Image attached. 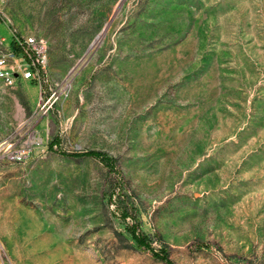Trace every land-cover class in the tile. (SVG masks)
<instances>
[{
	"label": "rangeland",
	"instance_id": "1",
	"mask_svg": "<svg viewBox=\"0 0 264 264\" xmlns=\"http://www.w3.org/2000/svg\"><path fill=\"white\" fill-rule=\"evenodd\" d=\"M0 264H264V0H0Z\"/></svg>",
	"mask_w": 264,
	"mask_h": 264
},
{
	"label": "built area",
	"instance_id": "2",
	"mask_svg": "<svg viewBox=\"0 0 264 264\" xmlns=\"http://www.w3.org/2000/svg\"><path fill=\"white\" fill-rule=\"evenodd\" d=\"M25 43L34 53L29 61L24 57H17L13 52L0 55V80L6 85L12 86L19 79H33L37 65L46 60V45L43 39L30 37Z\"/></svg>",
	"mask_w": 264,
	"mask_h": 264
}]
</instances>
